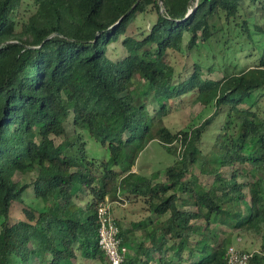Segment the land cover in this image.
Here are the masks:
<instances>
[{"label": "trees", "instance_id": "obj_1", "mask_svg": "<svg viewBox=\"0 0 264 264\" xmlns=\"http://www.w3.org/2000/svg\"><path fill=\"white\" fill-rule=\"evenodd\" d=\"M25 1L0 0V264L105 263L97 209L107 198L124 196L143 198L157 217L137 223L150 244L148 260L138 263L129 251L125 264H149L156 254L159 264H227V232L264 244V50L252 69L201 86L198 68L182 79L166 61L169 51L183 50L186 35L189 50L234 30L252 40V20L254 31L264 35V4L259 9L260 0ZM30 6L35 11L22 14ZM150 8L157 14L150 32L124 38L127 55L110 60V46ZM194 92L215 112L196 130L184 157L191 133H173L148 107L157 104L166 116L170 101ZM222 113L224 128L233 132L219 135L206 151L205 134ZM71 114L74 127L88 132L109 159L91 158L79 138L71 139ZM155 141L176 156L166 169L169 185L128 183L131 168ZM190 164L214 175L210 187L188 177ZM235 164L227 179L221 169ZM17 173L34 178L23 185L14 181ZM241 174L246 183H239ZM27 191L44 207H25L24 218L13 222L12 207L23 204ZM120 231L123 244L138 253L142 241L131 243L137 230ZM250 264H264V256L254 253Z\"/></svg>", "mask_w": 264, "mask_h": 264}, {"label": "rangeland", "instance_id": "obj_2", "mask_svg": "<svg viewBox=\"0 0 264 264\" xmlns=\"http://www.w3.org/2000/svg\"><path fill=\"white\" fill-rule=\"evenodd\" d=\"M25 3L31 2L26 0ZM260 3L261 4L258 5L259 9L264 4V0H260ZM27 9L28 8L22 11V14L24 13L25 16H28L35 11L33 6H30L29 10ZM261 16L262 14H259L258 18L260 19ZM156 21L157 14L153 8H150V10L144 14H137L135 20L129 25L126 35L122 37L118 43L110 46L108 50V58L112 61L122 60L127 55V51L122 44L124 38L133 37L135 39H142L150 32ZM261 21L264 23V20ZM252 25L253 20L250 25L252 29V40L244 36L243 32L234 30L231 34L227 33L228 35L226 33H222L210 40L208 43L200 42L193 50L188 49L187 44L189 36L186 35L183 50L181 52L169 51L166 61L175 68L177 74H180L182 79H184L185 76L194 73L196 68H198L200 86L203 85V83H218L224 78L238 75L239 73L252 69L256 66L264 50V35L257 34ZM259 94H262V97L260 98V107H262V111L264 112V91ZM168 108L169 112L165 116L161 113L159 105L154 104L148 107L150 115L158 119V121L163 122L164 126L173 133H178L180 131H187L191 133L188 146L181 151L182 155L187 157L193 148L196 130L202 123L214 114L215 108L214 106L206 107L199 103L196 92L170 101ZM225 121V114L222 113L214 121L213 125L208 128L205 134L204 142V149L206 151L211 149L219 135H228L233 132L232 128L229 131L227 128H224L225 124L223 125V122ZM225 123H227V121ZM67 132L71 139L79 138V140L84 143V147L91 158L94 157L101 161L109 159L106 149L91 138L88 132L74 127L73 114H71L67 123ZM58 143L59 140L56 139L55 146ZM176 146L180 147L179 145ZM175 161L176 156L168 153L158 141H155L148 145L145 151L138 158L135 166L131 168V171L128 174H131L132 176L129 178L128 183L132 184L151 181L153 185L165 188L169 185V181L166 176V169L172 166ZM208 165L216 167L213 163H208ZM238 167V164H235L233 168H224L221 170L225 173V177L229 179L232 172L235 169H238ZM189 168L190 173L188 177L195 175L199 178L200 183H202L205 187H210L214 181V175L203 174L200 167L195 164H190ZM33 178V174L23 175L17 173L14 177V181L25 185L29 184ZM238 181L239 183H246L248 180L243 174H241L238 177ZM245 193L248 194V189H245ZM171 194L172 192H170L168 196ZM179 195L181 199H186L188 197L181 190L179 191ZM118 202L113 206V215L116 211L115 215L118 214V216L123 217V224L118 221L117 223L120 228L125 227L123 228L124 230L127 228L131 229L133 224L134 229H138L137 223H140L141 221H148L151 218L155 221L157 220L155 214L151 213L149 210L150 207L147 204L148 202L143 198H133L132 196L128 198L127 196H124ZM28 206L41 210L43 209L44 204L40 200L28 195L27 191L24 195L23 204L15 203L13 205L11 210L12 221L15 222L24 218L22 210ZM167 217L168 215L158 218V221H163ZM222 229L228 231L227 228ZM142 238L143 233L140 232V230L135 231L133 233V237L131 238L134 240L131 243H139L142 241ZM226 238L229 246H234L251 254L259 253L264 256V244L260 238L248 235L239 236L238 234L232 232H227ZM130 246H128V248ZM129 249L132 250L131 248ZM83 261L84 264L107 263V261L104 263L97 260Z\"/></svg>", "mask_w": 264, "mask_h": 264}, {"label": "built area", "instance_id": "obj_3", "mask_svg": "<svg viewBox=\"0 0 264 264\" xmlns=\"http://www.w3.org/2000/svg\"><path fill=\"white\" fill-rule=\"evenodd\" d=\"M118 201L107 198L97 209L99 246L108 264H125L129 254V249L123 244L120 236V227L113 215V206ZM252 257L253 254L234 246H229L227 249V264H250Z\"/></svg>", "mask_w": 264, "mask_h": 264}, {"label": "crops", "instance_id": "obj_4", "mask_svg": "<svg viewBox=\"0 0 264 264\" xmlns=\"http://www.w3.org/2000/svg\"><path fill=\"white\" fill-rule=\"evenodd\" d=\"M116 212V211H115ZM115 212H114V219L116 220V221H118L119 223H122L123 224V217H121V216H118V214H116L115 215ZM119 213H120V211H119ZM142 222V221H141ZM148 223V222H147ZM123 228H125V227H122V229ZM124 230V229H123ZM125 230H132V231H134V230H137L138 231V229H134V224L132 225V228L131 229H125ZM140 232H141V230H140ZM134 233V232H133ZM133 237V234L131 235V238ZM123 241V240H122ZM142 244H141V247L142 248H140L139 250H138V253H136L137 251L136 250H130L129 248V251H131V255H130V257L132 258V259H134V260H136L138 263H143V262H145V261H147L148 260V256L145 254V251H146V249L150 246V244L148 243V242H146L143 238H142V242H141ZM131 249H134V247L133 248H131ZM155 258L154 259H151V260H149V264H159V255L158 254H156L155 256H154Z\"/></svg>", "mask_w": 264, "mask_h": 264}]
</instances>
